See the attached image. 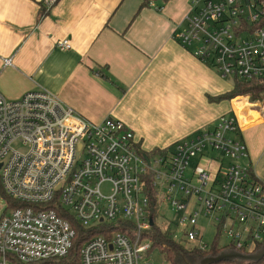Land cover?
<instances>
[{"label": "built area", "instance_id": "built-area-1", "mask_svg": "<svg viewBox=\"0 0 264 264\" xmlns=\"http://www.w3.org/2000/svg\"><path fill=\"white\" fill-rule=\"evenodd\" d=\"M36 2L48 11L59 0ZM185 20L174 38L221 77L264 80V0H191ZM248 157L236 115L154 156L120 119L92 122L46 90L16 100L0 92V186L20 205H0V264L67 257L76 232L66 214L103 229L82 244L79 264H154L151 196L156 216L163 202L181 213L174 239L211 249L199 219L212 217L222 248L253 253L264 244V183Z\"/></svg>", "mask_w": 264, "mask_h": 264}, {"label": "crops", "instance_id": "crops-1", "mask_svg": "<svg viewBox=\"0 0 264 264\" xmlns=\"http://www.w3.org/2000/svg\"><path fill=\"white\" fill-rule=\"evenodd\" d=\"M145 1L59 0L41 15L36 0H0V92L46 90L92 122L120 119L147 153L236 115L245 163L264 183V98L211 101L234 81L174 38L191 0H150L159 10Z\"/></svg>", "mask_w": 264, "mask_h": 264}, {"label": "trees", "instance_id": "trees-1", "mask_svg": "<svg viewBox=\"0 0 264 264\" xmlns=\"http://www.w3.org/2000/svg\"><path fill=\"white\" fill-rule=\"evenodd\" d=\"M150 0H146L145 3ZM163 3H166L168 0H161ZM41 9V8H40ZM46 11L41 9V15L45 14ZM234 86L231 90L226 91L223 94L209 97L211 101H221L232 99L239 95H248L251 100L257 101L262 100L264 98V80H250L243 81L240 79H234ZM139 145H141L139 143ZM168 148V147H167ZM167 148L163 149H155L150 152L151 155L163 154L166 153ZM145 152V151H143ZM147 153V152H146ZM251 176L256 180V177L251 168ZM1 187V186H0ZM2 189V188H1ZM152 194V193H151ZM3 195L7 198L8 202L11 206H20L16 202H12L10 198L3 192ZM158 200L151 196V207L150 212H153V219L155 220L156 213H158ZM68 218H70L73 227L75 228V237L73 240V246L70 250V253L67 257L60 259H48L39 262H30V263H20L16 262L15 264H79V251L82 244L88 238L101 234L103 232L102 228H98L97 226L91 228H84L79 225L70 214H66ZM152 235V249H159L162 253L165 254L168 261L172 264H196L201 258L206 257L208 255H217L222 252L225 248L219 247L217 242H214L211 249L207 251H200L198 249L191 248L187 243L178 241L174 239L173 233L169 228H163L157 224H154L150 230ZM218 234L215 239H217ZM262 246V245H261ZM259 246L257 250L261 247ZM256 250V251H257ZM219 263L224 264H264V257L260 261H243L239 259H235L232 261H222ZM216 264V263H214Z\"/></svg>", "mask_w": 264, "mask_h": 264}, {"label": "rangeland", "instance_id": "rangeland-1", "mask_svg": "<svg viewBox=\"0 0 264 264\" xmlns=\"http://www.w3.org/2000/svg\"><path fill=\"white\" fill-rule=\"evenodd\" d=\"M227 81L232 83V80L230 78H227ZM15 147L21 152H25L27 150V147L19 143H16ZM227 161L228 160L226 159V162ZM7 201L8 200L3 195V191L0 187V205L5 206L7 204ZM180 217H181L180 212H176L169 205L163 202L160 205V213L157 214V216L155 217V224L163 228H169L172 231L177 228L176 224L179 221ZM199 226L201 227L202 233L204 235V241L210 247L214 245V242H217L219 247L225 246L228 243V239L225 237V235L218 233L216 223L214 222L212 217H205V218L201 217L199 219ZM217 234L218 237L217 239H215ZM151 251L152 253L146 256V258L150 262L154 264H172L170 261L167 260L165 254L159 251V249L155 248L152 249ZM216 264H224V263H216Z\"/></svg>", "mask_w": 264, "mask_h": 264}, {"label": "water", "instance_id": "water-1", "mask_svg": "<svg viewBox=\"0 0 264 264\" xmlns=\"http://www.w3.org/2000/svg\"><path fill=\"white\" fill-rule=\"evenodd\" d=\"M144 157L149 160L147 154ZM152 223V222H151ZM264 257V244L253 253H241L232 249H224L217 255H208L201 258L196 264H214L222 261H232L235 259L243 261H260Z\"/></svg>", "mask_w": 264, "mask_h": 264}]
</instances>
